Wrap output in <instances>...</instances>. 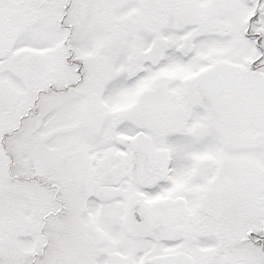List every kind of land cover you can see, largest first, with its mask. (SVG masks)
Returning <instances> with one entry per match:
<instances>
[{"label": "snow or ice", "instance_id": "obj_1", "mask_svg": "<svg viewBox=\"0 0 264 264\" xmlns=\"http://www.w3.org/2000/svg\"><path fill=\"white\" fill-rule=\"evenodd\" d=\"M0 264H264V0H0Z\"/></svg>", "mask_w": 264, "mask_h": 264}]
</instances>
